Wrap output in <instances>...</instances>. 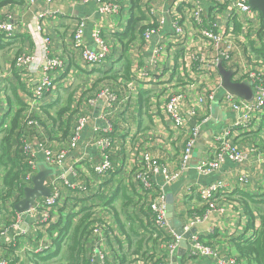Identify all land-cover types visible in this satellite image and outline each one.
<instances>
[{
	"label": "crops",
	"instance_id": "1",
	"mask_svg": "<svg viewBox=\"0 0 264 264\" xmlns=\"http://www.w3.org/2000/svg\"><path fill=\"white\" fill-rule=\"evenodd\" d=\"M110 1L120 6L116 16L100 15L95 3L84 4L81 0H34L32 3L28 0H15L0 7V20H10L15 28L10 42L1 44L4 46L0 48V124L9 112L7 96L10 94L11 85L16 86L17 89L22 88L18 89L19 98L34 116L40 114V106H47L49 115L54 116L59 108L66 105L68 96H71L72 108L64 116L63 121H66V117L74 110L77 112L71 115L73 119L70 127L76 123L79 116L88 115L90 121L82 130L76 149L69 151L67 155L66 166L81 158V161L75 165L76 176L69 175L68 180L71 183L86 180L91 189H94L103 178L93 176L91 164L100 161L101 152L96 141L105 136L107 123L111 124L109 135L113 133L114 126L117 128L118 138L113 141L116 147L112 148L113 154L119 160L116 170L129 178L130 173L139 170L144 153L150 154L163 166L177 169L186 136L196 122L207 118L200 137L203 134L210 135L200 160L194 158L191 160L189 168L168 188V194L174 199L173 216L183 225L189 221L191 208L195 209L192 210L194 214L196 210L200 212L204 208L201 216L197 214L198 217H202L201 220L192 227L196 229L195 234L201 242L210 244L221 258H235L236 253L228 242L229 238L249 236L252 231L247 230L250 225L249 217L245 215L237 201L232 202L227 196L239 190L251 196L264 197V118L261 117L264 113L257 116V122L246 131L240 130L235 137L244 155L241 162L236 164L227 161L219 170L208 176L201 177L196 173L193 166L210 157L208 144L212 136L235 121L243 112H236L223 102L226 92L221 88L217 64L212 66L206 64L212 62L217 54L214 48L204 46L201 38L196 36V28L190 23V9L198 5L204 26L213 28L227 37L230 46L229 59L222 60V65L233 73V78L238 79L245 72H250L259 77L264 84V29H262L261 15L257 11V15L250 20L248 33L240 38L242 29L239 21L230 16L228 6L216 8L214 0H138L136 4H133L132 0ZM178 4L183 9L179 17L185 27V35L181 42L174 43L171 21L173 11ZM40 14H42L43 32L50 39V54L60 59L63 67L50 73L56 89L45 94L40 102L34 105L32 89L35 83L27 80L21 71L15 68L14 60L17 55L31 52L35 48L28 26ZM131 18L138 21L135 23L134 41L125 48L122 47L117 35L126 31ZM80 19L86 23L85 40L89 45L92 42L91 35L98 30L108 46L106 60L100 65L93 67L86 65L79 47L74 44L73 32ZM151 26L159 29V32L149 40H145L143 33ZM157 45L160 47V52L158 56L153 57V47ZM187 52L203 57L205 64L200 62L183 64L182 59ZM139 69L145 71L149 77L143 80L135 79L133 74ZM104 72L115 74L116 79L110 83L104 80L98 82L99 89L105 86L117 97L114 110L106 118L102 117L107 111L103 101H98L91 108L82 105L83 100L92 98L99 91L95 84ZM19 84L21 87L18 86ZM96 90L97 92L94 93ZM173 92L184 94L182 113L185 117V125L181 131L174 130L164 114L167 98ZM211 92H214L212 100L208 98ZM87 94L90 96L85 97ZM189 112H194V117L188 116ZM47 130L51 132L50 127H47ZM53 130L51 138L47 135V140L39 139L35 133L27 139L36 154L41 152L40 148L43 146L50 145L54 150L67 146L66 141L64 143L60 140L56 141L55 135L58 134V130L57 128ZM42 162V158H39L38 164H43ZM239 176L246 177L248 183L239 184ZM215 181H221L224 188L217 194L218 196H215V207L208 211L207 207L201 205L196 191ZM128 187L130 193L132 189ZM70 193L68 189L63 190L61 206ZM135 194H137L136 190ZM120 205L121 200L117 199L115 208L119 210ZM107 210H96L98 223L106 227L100 236L102 240L91 236L88 249L90 253L93 247H98L106 255L105 264H119L118 260L122 255L129 256L128 246L114 222L112 213ZM15 212L14 206L0 199V258H13L17 264H33L30 256L38 250L40 237L48 235L47 228L42 234L39 232L34 234L31 222L28 231L21 227L23 234L15 236L16 233L11 228ZM136 212L137 217L142 218L138 213V206ZM254 222L255 228H259L257 217ZM55 234L53 231L52 236ZM157 243L154 248L149 245L146 257L149 255L151 259L162 261L163 249L159 248ZM48 255L50 254L47 253V257ZM142 262L152 264L148 259ZM175 264H218V262L212 258L190 259L186 249L184 255L177 256Z\"/></svg>",
	"mask_w": 264,
	"mask_h": 264
},
{
	"label": "built area",
	"instance_id": "2",
	"mask_svg": "<svg viewBox=\"0 0 264 264\" xmlns=\"http://www.w3.org/2000/svg\"><path fill=\"white\" fill-rule=\"evenodd\" d=\"M32 3L34 0H28ZM249 0H214V6H228L230 16L236 18L242 29V34L239 36L243 38L245 33H248L250 20L257 15V11L252 9L248 3ZM82 3L87 4L93 2L97 6V11L100 15L116 16L119 13L120 6L116 2L110 0H81ZM183 9L178 4L176 10L173 11L171 28L174 33L173 42L179 43L185 35L184 25L180 22V13ZM190 23L196 28L195 34L203 41L206 47L214 48L217 57L212 61L206 63L208 66L216 65L222 60L229 59L230 46L226 36L218 33L210 27H205L202 19L201 9L198 5L190 9ZM86 23L83 19L77 22L73 32V41L75 46L79 47L83 62L93 67L102 64L108 54V46L102 38L100 32L96 30L91 35V45L85 40ZM29 34L34 42L35 48L28 53H21L15 57L14 66L22 75L30 81H34L35 87L32 89V104H38L41 98L56 89L55 82L50 76L54 72L63 67L60 59L50 54V39L43 32L42 14L38 15L28 26ZM159 32V29L151 26L143 33V38L149 40L151 36ZM15 33L13 22L10 20H0V36L4 37L6 41L11 40ZM254 33L253 35L256 37ZM228 45H227V44ZM226 45L224 48L221 46ZM160 47L157 45L153 47V57L158 56ZM183 64L189 65L193 62L204 63V59L194 53L187 52L182 59ZM133 77L138 80L146 79L148 74L139 69ZM235 81L244 82L251 85L253 91V100L247 102L239 99L233 95L224 94L223 102L226 103L236 112H243L240 117L233 121L228 126L224 127L219 133L212 136L208 147L210 157L200 161L194 168L199 176H208L220 169L225 162L238 164L244 159V155L239 149V145L234 141L239 131H246L254 122H257V116L264 113V84L259 77L250 72H245L240 78ZM211 92L208 94L210 100L213 99ZM103 101L106 108V113L103 118L108 117L109 113L114 110L117 102V97L108 88H101L92 97L83 100L82 105L88 108L93 107L98 101ZM184 94L182 92H173L169 94L166 104L164 106V114L170 120L171 126L176 131H181L185 125V117L182 113V106L184 103ZM194 112H189L188 116L194 117ZM29 118V116H27ZM90 117L88 115L79 116L74 125L72 134L68 140L67 146L58 150H54L50 145L40 148L41 152L36 154L34 147L28 141L22 142V153L25 156L28 165V171L25 173L23 184L25 188L31 187V179L36 173L38 159L42 158L43 164L47 168L55 170V174L50 181L46 180V186L50 189V196L36 199L29 210L25 213L15 212L14 218L11 221V228L16 233L15 236L23 234L22 225L23 220L28 215L34 218L32 223V232L34 234H42L45 229L50 226L53 220V207L61 199L63 190L80 191L86 190L85 183L77 182L71 183L68 176H76L75 165L81 161V158L73 161L72 164L66 166V158L71 150H75L77 142L81 136L82 130L89 124ZM207 123V118L202 119L193 126L189 134L186 136L183 152L181 153L180 164L177 169L169 168L160 164L154 157L148 153L142 155V163L139 170L132 176V184L135 185L136 192L140 196V205H146L150 213L149 222L153 224V229L161 236L158 238V247L163 249L162 263L172 264V258L176 256L179 244L182 240V235H178L175 228L169 225L166 218V196L168 195V188L176 183L181 177L182 173L189 168L190 162L193 159V151L197 139L200 137L202 126ZM28 126L36 125V122L28 119ZM105 136L96 141L97 146L101 152L99 162L91 164L93 175L103 177L107 172L112 170V163L109 155L110 139L107 135L111 132V124L107 123L104 131ZM108 133V134H107ZM207 143V142H206ZM39 156V157H38ZM131 177V176H130ZM238 183L246 185L248 179L244 176L238 177ZM89 184V183H88ZM224 185L221 181H215L197 189V197L201 205L207 207L210 211L215 207V196L222 191ZM24 197V196H23ZM13 201L9 198V205L14 206L21 199ZM61 201V200H60ZM191 208L189 210V221L183 225V232H188L197 222L201 220L197 217ZM174 217V216H173ZM104 224L97 223L92 227V235L99 240ZM41 243L35 253L48 251L51 247V239L49 235L40 237ZM187 253L190 259L192 258H212L217 260L218 264H236L234 257H220L218 252L211 246L201 242L200 238L194 233L187 240ZM139 260L138 264H144ZM106 255L98 247H93L89 256V264H105ZM0 264H17L13 258H0Z\"/></svg>",
	"mask_w": 264,
	"mask_h": 264
},
{
	"label": "trees",
	"instance_id": "3",
	"mask_svg": "<svg viewBox=\"0 0 264 264\" xmlns=\"http://www.w3.org/2000/svg\"><path fill=\"white\" fill-rule=\"evenodd\" d=\"M14 1H0V7ZM137 1L132 0L133 4H136ZM136 21L138 20L131 18L126 31L117 35V38L121 40L122 47L127 48L134 41ZM262 29H264V25ZM8 42L10 41H6L4 37L0 36V48L4 46L1 44ZM115 79V74L101 73L95 87L98 90V82L101 83L104 80L106 83H110ZM17 81H19V78H17ZM18 86L21 87V84ZM18 89L21 90L22 88ZM18 89L14 85L9 87L10 94L7 96L9 112L0 124V199L5 203H9V198L14 203L15 200H19L24 196L23 179L28 171V165L22 153V142L27 141L34 133L39 139L47 140V135L51 138V132H54L53 129L57 128L56 141L60 140L61 143L66 141L67 143L75 124L70 127L73 119L71 115L77 112V110H74L70 116L66 117V121H63L64 116L72 108L71 96H68L66 105L59 108L54 116L49 115L47 106H40V114L34 116L29 113L26 104L19 98ZM89 96L90 94H87L85 97ZM261 117L264 118V115ZM28 119L35 121L36 125L28 126L26 124ZM47 127L51 128V132L47 130ZM116 129V126H114L113 133L107 135L111 143L109 155L113 165L112 170L103 177L93 175L96 178H103L97 188L91 189L90 185L85 183V191H70L71 193L64 200L63 206H61L60 199L53 207L54 218L46 230L51 239V247L48 251L38 254L32 253L30 257L33 264H89L90 253L88 247L92 236V227L99 222L95 214L98 209H108L112 213L114 222L127 243L129 256L122 255L118 260L119 264H135L139 259H148L152 264L162 263L160 259H151L149 255L146 257L149 245L154 248L161 235L153 229V224L149 222V210L144 207L145 204L140 205L141 198L138 194H135L136 188L132 184V176L135 172L130 173L131 177L127 178L119 174V170H116L118 169L119 160L112 152V148L116 147L113 141L118 138ZM60 133L61 135H59ZM91 173L93 174L92 170ZM124 181H126L125 185ZM128 186L132 189L130 193L127 190L129 189ZM227 198L232 202L237 201L245 215L249 217L250 225L247 230L252 231L249 236L240 235L229 238L228 242L236 253V264H264V197L251 196L236 190ZM117 199L121 200L119 210L115 208ZM137 206L139 207L138 213L142 215V218L137 217ZM203 212L204 208L200 212L196 210L195 214L201 216ZM256 217L259 220V228H255L254 220ZM105 227L104 225V231ZM53 231L56 233L54 236H52ZM47 253L50 254L48 257Z\"/></svg>",
	"mask_w": 264,
	"mask_h": 264
},
{
	"label": "water",
	"instance_id": "4",
	"mask_svg": "<svg viewBox=\"0 0 264 264\" xmlns=\"http://www.w3.org/2000/svg\"><path fill=\"white\" fill-rule=\"evenodd\" d=\"M248 3L252 9L260 13L262 23L264 25V0H249ZM217 71L221 80V88L224 92L247 102H251L253 100V91L251 85L244 82L235 81L233 79V73L230 70L225 69L221 62L217 63ZM209 135L203 134L197 140L193 151V158L195 160H200L202 151L209 138ZM196 166L197 164H195L193 168ZM54 174L55 170L47 168L44 164H38L36 173L31 179L32 186L24 188V197L14 205V209L20 214L25 213L29 210L36 199L49 197L50 189L46 186V180ZM173 201V196L168 194L166 196V218L168 219L169 225L175 228L177 234L182 235V240L179 244L177 255L176 257L172 258V264H175L177 256L184 255L187 249V240L192 234L195 233L196 229L191 228L188 232H183L181 222L173 217ZM34 221V218H31L27 215L23 222L22 228L28 231L29 223H33Z\"/></svg>",
	"mask_w": 264,
	"mask_h": 264
}]
</instances>
